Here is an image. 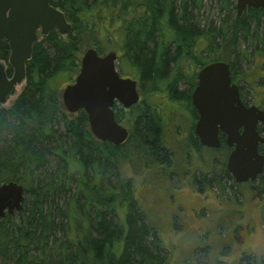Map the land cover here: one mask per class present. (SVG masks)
Wrapping results in <instances>:
<instances>
[{
	"label": "trees",
	"instance_id": "1",
	"mask_svg": "<svg viewBox=\"0 0 264 264\" xmlns=\"http://www.w3.org/2000/svg\"><path fill=\"white\" fill-rule=\"evenodd\" d=\"M203 1L151 0L153 13L128 25L127 51L120 58L123 70L129 64L140 65L147 80L160 82L186 43H217L221 38L229 42V32L234 29L232 34L240 32L247 39L254 36V28L262 27L264 7H247L238 22L228 26L223 21L216 32H201L193 10L200 9ZM231 1L225 0L226 5ZM104 3L52 0L71 23L85 26L97 23ZM73 29L72 25L70 36ZM71 42L65 44L58 29L36 41L27 63L26 86L10 108L0 107V184L15 180L25 188L23 209L0 219L2 264H7V259L12 264H170L158 227L148 222L134 196L133 178L113 181L107 170L117 166L120 154L132 161L138 159L143 147L136 133L138 122L121 150L97 139L87 112L69 114L57 94L60 75L67 72L71 76V69L79 65L74 54L79 51L76 37ZM165 42H176L173 54L171 47H157ZM10 51L8 41L2 39L0 58L9 62ZM12 73L9 67L8 74ZM148 123L143 126L145 134L152 133ZM260 176L261 190L257 193L264 197V172ZM73 180L77 192L69 197L67 210L61 215L62 220L70 221L67 229L66 224L58 225L51 210L60 203L58 192L70 189ZM60 226L66 231L67 242H60ZM52 236L55 246L51 245Z\"/></svg>",
	"mask_w": 264,
	"mask_h": 264
},
{
	"label": "rangeland",
	"instance_id": "2",
	"mask_svg": "<svg viewBox=\"0 0 264 264\" xmlns=\"http://www.w3.org/2000/svg\"><path fill=\"white\" fill-rule=\"evenodd\" d=\"M92 1L89 0V2ZM179 3L180 1L177 4ZM235 5V0H232L229 6L226 5L225 0H204L202 7L193 11L200 20L201 27L212 22V19L216 20L214 24L218 23L217 19L226 16L224 10H228V20L231 24L236 14ZM150 7L151 0H105V3L100 7L101 17L96 18L95 25L85 26L73 22L74 29L71 36L70 33L61 34L58 31L62 41L67 45H71L72 37H76L79 48V51L74 53L76 60H79L78 67L71 69V76L67 72H63L57 79L56 85L59 87L57 94L61 100L64 88L75 82L80 72L84 52L90 47L96 48L102 54L111 51L118 54L123 52L126 49L127 26L136 18H143L145 10ZM232 31L231 41H226L227 43L222 41L218 48L219 51L215 54L235 65L238 74L246 79L241 84L247 100L264 109V19L262 27L258 30L254 28V36L249 35L247 39H244L240 32L239 35H236V33L232 34ZM44 37L40 33L39 39L42 40ZM232 51H234V55H232ZM0 60L8 68L11 67L9 62L1 58ZM119 62L121 59L116 62L118 68ZM26 84L27 79L18 85L16 93L10 96L6 103H0V107L10 108ZM160 99L158 97L156 100ZM161 105H155L158 112L163 109ZM134 116V112L127 113L125 120L121 122L131 131ZM180 149L181 146L178 145L176 150L179 152ZM202 154L207 160L206 163H202V166L204 169L212 171L208 176L213 178L218 177L222 171L224 173V162L223 164L216 163L215 156L213 157L214 151L203 149ZM107 170L111 172L110 176L113 181H117L119 177L133 178L136 183L134 196L144 210L148 222L150 221L158 227L162 240L169 251L170 264H249L253 262L264 264V220L257 221L256 213V207L264 202V197L260 196L261 194H258L254 187L258 186L260 181L254 182L253 185L244 184L238 188H234L235 185L233 187L230 185L223 189L218 187L219 184L211 181L204 190L194 192L193 184L190 181L185 184V176H174L165 182V179L160 175L154 176V174L148 173L145 177L144 172L135 173V168L129 159L121 154L118 157L117 166ZM76 176H78L77 173ZM76 192L77 183L73 180L70 189L58 192L56 199L60 203L51 210L58 225L66 224L67 229L70 221L66 218L62 220L61 215L67 210L66 202L69 197H74ZM172 195L174 196L173 200L171 199ZM179 203H182L186 209L178 205ZM192 206L200 208L191 210ZM238 206H245L247 219L240 218ZM92 213L94 214V212ZM77 215L79 216L78 212ZM77 215L76 217H78ZM57 234L60 242H67L66 231L61 226ZM51 239V245L55 244L54 236ZM244 255H250V257L241 259L245 257ZM2 263L3 261L0 259V264ZM6 263L12 264L13 262L7 259Z\"/></svg>",
	"mask_w": 264,
	"mask_h": 264
},
{
	"label": "water",
	"instance_id": "3",
	"mask_svg": "<svg viewBox=\"0 0 264 264\" xmlns=\"http://www.w3.org/2000/svg\"><path fill=\"white\" fill-rule=\"evenodd\" d=\"M247 6L264 7V0H237L239 12ZM71 28L66 13L54 6L52 0H0V41L4 39L10 45L9 64L13 68L9 75L8 67L0 60L1 104L27 79V63L40 33L46 36L58 29L61 34H68ZM117 60L115 51L101 54L94 47L88 48L75 82L62 93L68 112L86 111L93 135L116 146L127 140L129 131L117 120L114 105L121 102L131 107L139 100L136 81L120 75ZM194 102L201 114L197 133L202 143L220 146L218 132L222 130L233 147L228 170L238 182L256 179L264 168V151H259L260 144L264 146V109L243 103L238 84L231 83L228 63L215 62L202 70ZM260 124L262 133L258 130ZM24 198L22 184L15 180L1 183L0 219L22 210Z\"/></svg>",
	"mask_w": 264,
	"mask_h": 264
},
{
	"label": "flooded vegetation",
	"instance_id": "4",
	"mask_svg": "<svg viewBox=\"0 0 264 264\" xmlns=\"http://www.w3.org/2000/svg\"><path fill=\"white\" fill-rule=\"evenodd\" d=\"M235 1L236 14L231 24L235 21L238 22L239 16H243L247 7H252L247 6L242 12H239L237 8V0ZM152 13L153 6L151 4L150 9L145 10L143 17H149ZM225 13L226 16L224 18L217 19L219 20L218 23L214 24L216 20L212 19V22L209 24L203 25V27L200 26L201 32H216L222 25L223 21H225L228 26L231 25L228 20L229 12L225 11ZM222 41L221 38L218 39L217 43L213 41L210 43L205 41L186 43L180 55L177 58H172L168 70L162 75L160 82L147 80L144 77L140 65H126L124 71L119 62V68L117 66V69L120 75L124 78L134 79L139 93L138 102L131 107H125L121 102H116L114 105L115 114L117 112L119 113L118 120L120 123L125 120L127 113L133 112L135 116L132 122V129H135V125L138 122L136 133L139 136L140 142L143 143V147L140 149L137 160L132 161V159H129L135 168V173L141 174V172H144L143 175L145 177L148 173H152L154 176L160 175V177L165 179V182L174 176H185V184L190 181L193 184L192 190L194 192L204 190L211 181L219 184L218 187L220 189L228 188L230 185L231 187L235 185L234 188H238L240 185H253L254 182L260 181V174L264 172V168L256 179L244 182L236 181L233 174L228 170L227 162L233 147L227 143V134L225 132L222 130H219L218 132L220 139V146L218 147L203 144L197 133V124L201 118V114L194 102V94L200 84V73L209 64L215 62L228 63L230 67L231 83L238 84L243 103L247 107L254 104L247 100L242 90L241 82L246 80L243 79L244 76L238 74L235 65L231 61L222 59L220 55L215 54L219 51L218 48L221 46L220 43H222ZM159 45L171 47V54H173V51H175L177 47L176 42L157 43V47ZM126 51L127 49L120 52V54L117 53L119 61L121 57L125 56ZM232 55H234V51H232ZM158 97L161 98L159 101L156 100ZM156 104H162L161 106L163 109L160 112L155 109ZM117 107L119 108V111H117ZM146 121L149 122V128L152 130L151 134H145L144 132L143 126ZM127 129L129 131L128 140L132 131L129 130V128ZM167 129H169V131H167ZM258 130L262 133V124L258 126ZM178 145L181 146L179 152L176 150ZM117 146H120L122 150L124 149L123 143ZM203 149L215 152L213 157L215 156L214 159L216 163L220 162L223 164L224 159H226V162H224L223 165L224 173L222 171L218 177L213 178L208 176L212 171L204 169L202 166V163L207 162L202 154ZM218 151L219 153L216 154ZM259 151L261 153L264 151V146L262 144L259 146ZM223 178L225 179L224 183ZM254 187L256 192L261 190L260 183L258 186L255 185ZM205 197L206 195L204 198ZM171 199H174L173 195L171 196ZM178 205H181L184 208L182 203H179ZM199 208L192 206L190 209L196 210ZM237 210L240 212L241 219H247L248 216L246 214L245 206H238ZM256 210L258 215L257 221L264 220V202L260 203L256 207ZM241 259H243V257Z\"/></svg>",
	"mask_w": 264,
	"mask_h": 264
}]
</instances>
